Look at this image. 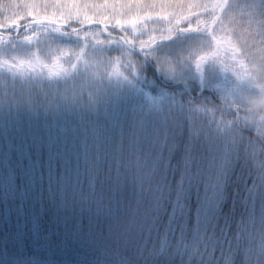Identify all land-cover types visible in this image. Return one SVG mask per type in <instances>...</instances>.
<instances>
[{"label":"snow or ice","instance_id":"6c2138e0","mask_svg":"<svg viewBox=\"0 0 264 264\" xmlns=\"http://www.w3.org/2000/svg\"><path fill=\"white\" fill-rule=\"evenodd\" d=\"M52 34L76 38L82 46L47 49L42 40ZM187 38L194 47L185 54ZM13 41L35 51L5 58L3 49ZM99 46L122 50L127 65L119 56L108 65L97 63L89 49ZM162 46L175 50V60L154 55ZM222 53L230 67L220 62ZM134 61L167 77L218 64L237 81L253 82L260 96L248 99L240 125L259 124L264 136V20L235 9L231 0H0V72L20 78V95L33 111L75 109L85 94L99 103L107 96L106 78L122 75L125 66L134 69ZM81 62L86 75L70 87H55L73 79ZM235 116L226 128L236 127ZM175 118L172 112H162L158 120L141 117L115 146L94 137L88 163L107 177L108 190L93 198L111 207L131 186L136 201L124 218L127 229L163 233L161 253L171 245L185 264H264V211L258 214L255 203L264 199V158L248 214L225 210V165H202L198 157L201 142L210 145L218 130L205 124L195 131L192 154L175 180L165 159L178 143L179 132L171 127Z\"/></svg>","mask_w":264,"mask_h":264},{"label":"trees","instance_id":"16d2710c","mask_svg":"<svg viewBox=\"0 0 264 264\" xmlns=\"http://www.w3.org/2000/svg\"><path fill=\"white\" fill-rule=\"evenodd\" d=\"M245 1V14L257 22L264 20V0ZM61 38L58 35L55 44H46V48H64L66 42ZM68 41L81 44L77 50L82 46L76 38ZM11 46L12 43L3 49L5 58L14 55ZM103 48L108 64L119 56L127 65L129 58L122 50ZM32 51L35 48L30 46L28 53ZM220 62L229 67L232 63L223 53ZM134 64V69L125 66L122 75L106 78L107 96L101 102L94 103L85 94L80 107L49 112L33 111L20 95V78L0 72V264H185V258L171 245L161 253L163 233L157 236L144 227L127 229L124 218L136 201L131 186L121 193L118 202L111 201V207L107 202L101 207L98 199L93 198V193L99 197L107 192L108 182L105 175L97 173L88 163L89 142L99 136L115 146L122 134L135 127L134 115L142 111L139 101L150 103L151 111L144 107L149 114L157 108L176 114L171 127L179 132L178 143L170 146L165 157L175 180L192 154L193 148L188 143L199 123L207 120L214 128L221 126L217 140L225 158L222 156V160L215 162L217 165L210 164L211 161L202 158L203 151L198 150L199 161L217 168L225 165V210L245 215L251 210L257 165L264 158V136L243 128L240 125L243 105L237 101L235 106L230 105L222 94L245 86L259 98L256 85L237 81L230 77V72L225 73L218 64H213L218 72L213 76L215 84L206 85L211 90L197 95L184 92L176 83L162 81L154 69L145 70L144 63L134 61ZM78 70L73 79L55 82V87L63 89L79 81L86 75L83 62ZM216 83L222 87H216ZM146 91L149 96H145ZM138 97L141 99L137 101ZM207 106L208 115L203 111ZM137 107L140 109L136 110ZM227 108L237 115L235 128L231 123L225 127L231 121L230 112H225ZM139 123L140 117L136 126ZM255 203L258 214L264 211V199L258 197Z\"/></svg>","mask_w":264,"mask_h":264},{"label":"rangeland","instance_id":"374dc122","mask_svg":"<svg viewBox=\"0 0 264 264\" xmlns=\"http://www.w3.org/2000/svg\"><path fill=\"white\" fill-rule=\"evenodd\" d=\"M260 1H263V0H259ZM231 3H232V6H238V10L239 11H242L244 14L247 12V7H246V1L245 0H231ZM52 40L49 38V37H46V42L43 41L42 44L45 46L46 44H49L51 45L52 43L55 44V40L58 39V35L57 34H52ZM188 39V43H185L184 45V49H185V54H187V49L191 48V47H194V45L191 43L190 41V38H187ZM69 39L66 38V37H63L61 38V41L62 42H66L64 45V48H72L74 51L78 49L79 43H73V42H69L68 41ZM167 43V42H166ZM15 45V47L11 46V51L12 53H14V55H21V54H25V53H28V51L30 50V46H26V45H23V44H19L17 41H13L12 42V45ZM63 48V47H62ZM54 49V48H53ZM103 53H106L107 52L105 51V49L102 47L100 48H93L91 49V51L89 50V55L92 59H94L97 63L99 64H104V65H108L106 59V55L103 54ZM155 56H158V57H164V56H167L169 59H172V60H175L176 58V52L174 49H167L165 48L164 46L161 47V50L158 51L157 53L154 54ZM229 66V65H228ZM154 71H155V74L157 73V75L160 77V79L164 82H167V83H176L178 84V87L182 90L185 91H192L194 94H197V95H202V94H199V93H202V91L204 92L203 94H205L206 90H205V87L206 85H214L215 82L213 81V76L216 77V74L218 75V72L215 71V68H214V65L213 64H208L201 73H197L195 72L194 70H185L183 72V74L180 76V77H167L165 75H162L159 71L156 70V68H153ZM230 77H233L231 74H230ZM228 84V83H227ZM226 84V85H227ZM216 87H222L220 85H215ZM214 86V87H215ZM201 87H203L202 89H200ZM243 87V89H242ZM242 87H237V89H233L232 91L230 90V92H228V94L224 91V93L222 94V99H225V100H229V103L230 105H233L235 106L236 105V101L237 102H240V104L243 105V107L245 108L246 105H248V99L249 98H257V94L255 92H253L252 90L250 89H247L245 86H242ZM178 88V89H179ZM145 96H149V94L145 93ZM141 99V97H138L137 98V101ZM245 100V101H244ZM244 101V102H242ZM203 102V101H202ZM206 102V101H205ZM141 106H142V111L139 113H135L134 115V126H136V120L138 119V117H144L146 115H150L153 120H158L159 119V116L162 112H166L165 110L161 111L159 108L155 109L156 112L154 113V111L149 114V111H151V106H149V104H145L141 101H139V103ZM144 104V105H142ZM147 107V109L149 110H144V107ZM250 106V105H248ZM150 107V108H149ZM140 108H136V110H138ZM203 111L208 115L209 112V106H207L206 108L203 107ZM225 112H230V115H231V118L229 120H233V114L231 112H233L231 109L229 110L227 108V110ZM234 113V112H233ZM215 117L217 118L216 114H215ZM237 118V115L235 116V119ZM211 122V121H210ZM212 125L214 127V124H209V121L205 120L204 121V124L202 123H199V126L197 129L194 130V133L196 130H198L201 126L203 125ZM243 126V125H242ZM243 128H245L246 130L248 131H256L257 133H259L260 135V125L257 124L256 126H243ZM173 131L174 128H172ZM216 130H218L219 132V135H220V132L222 131V127L220 126H217L215 128ZM219 135L217 136H214V138L216 139H213V142L208 145L207 147L205 146V144L203 142H201L200 146H199V149L198 150H202L203 151V155H202V158L204 160H209L211 161L210 164H216L215 162H217L218 160H222L223 159V155H221V151H220V148H221V144H218V140L217 138L219 137ZM261 136V135H260ZM195 139H198V138H195ZM189 148H193L194 147V138H192L189 143ZM190 148V149H191ZM221 153V154H220ZM223 156V157H222ZM225 158V157H224ZM212 159V160H211Z\"/></svg>","mask_w":264,"mask_h":264}]
</instances>
